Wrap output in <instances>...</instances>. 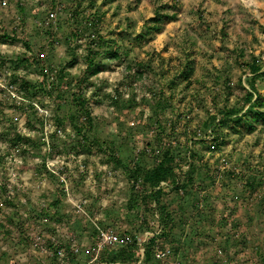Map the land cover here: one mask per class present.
<instances>
[{
	"label": "rangeland",
	"instance_id": "rangeland-1",
	"mask_svg": "<svg viewBox=\"0 0 264 264\" xmlns=\"http://www.w3.org/2000/svg\"><path fill=\"white\" fill-rule=\"evenodd\" d=\"M5 1L0 264H59L52 240L68 251L67 264L92 258L95 232L78 203L134 248L140 233L132 227L144 224L145 208L156 210L145 229L160 232L143 264H264V116L254 114L264 105L243 104L250 79L264 96V74L247 68L256 62L264 69V0H75L76 19L97 20L96 31L87 21L82 32L61 14L50 27L43 21L71 0ZM98 36L118 57L97 44L102 55L88 67L89 38ZM60 68L68 84L55 88ZM77 94L93 119L82 133L69 118H79ZM226 108L237 109L238 120H219ZM165 150L174 155L176 180L164 181L156 203L144 202L148 187L135 191L128 174L135 159L149 168ZM107 168L115 174L104 179ZM37 237L46 251L35 246ZM154 240L171 248L167 262L154 259ZM134 255L125 263L142 264L137 248Z\"/></svg>",
	"mask_w": 264,
	"mask_h": 264
},
{
	"label": "trees",
	"instance_id": "trees-1",
	"mask_svg": "<svg viewBox=\"0 0 264 264\" xmlns=\"http://www.w3.org/2000/svg\"><path fill=\"white\" fill-rule=\"evenodd\" d=\"M68 3H70V5L67 6H62L61 4H58L60 6V12L58 13L59 16L60 14L63 15L64 21L65 20H73V22H75V24L80 28L79 30H81V28H83V24L87 23V21H89L88 23H90V25H92L93 30L96 31V19H94V15L88 16V15H79V19L75 18L74 15L75 13L74 10L76 8L77 2H75V0H71L68 1ZM58 20V17L56 18V21ZM44 23L46 24V26L50 27L52 26L50 22H46V16H45V20H43ZM63 21V22H64ZM57 23H54V25ZM82 24V25H81ZM152 27L156 26L153 24ZM82 32V30H81ZM84 32V31H83ZM93 37L94 35L91 34ZM89 42H88V55L86 56L87 59V66L89 65H93L96 61L97 58H99V56L102 55L103 52V48L101 50H95V47L97 44H101V46L105 47V53L109 55V57L111 58H117L118 57V51L117 50H111V47L108 46V42L107 41H102L101 36L97 37V40H95V38H89ZM101 39V40H100ZM88 66V67H89ZM247 68L250 74H255V73H262L264 74V69H262V66L256 64V62H251L249 64H247ZM43 71V70H42ZM56 72V81L53 82L51 84V86H54L55 88L59 87V84H61L62 82L67 80L68 84V79L66 78V75H68V73L66 74V71L63 68H60L58 70L55 71ZM43 75L45 76V72H43ZM53 81H54V77H53ZM22 85L25 86L27 85V82L25 80H23ZM73 100L75 101L74 104H76L78 106V117L77 118L75 115H70V121L71 124L73 126V128L76 130L77 133H82V132H86L85 129H89L90 127H92L93 124V119L92 116L90 115V112L87 108V100L81 98L80 96H78V94L76 96H74ZM116 105H119V101L115 99ZM243 104L246 105V109L247 110H251L252 108L255 107V105L257 106H263L264 105V96H260L257 94L256 92V88L255 85L253 83V81H251V79L249 80V90L245 92L244 94V99H243ZM159 106V103L156 104H152V106H150V109L152 112H156L157 108ZM245 109V110H246ZM255 115H259V116H264V112H260L257 111L254 113ZM227 117H232L233 119L238 120V116H237V109L234 108H226L223 109L221 114L219 115V120H223L224 118ZM151 119V118H150ZM84 121L87 123V127L83 129V123ZM85 136V134H84ZM51 142V141H50ZM49 142V143H50ZM94 146L95 144H97L98 142L93 139L90 141ZM91 146V145H89ZM100 146V144H99ZM138 159H135V162L133 164V170H131L129 172V177H140L142 179V184L145 187H148L147 189H144L143 193L144 195V199L147 200H151V198L154 197V202L156 203L158 201V199H155V197L157 198L159 195L158 190H153L152 188H154L155 186H157L159 184V182L161 181H167V182H173L176 180V174H175V167L176 164L174 162V155L171 151L165 150L160 158L155 162V164H153L152 166H150L149 168H145L143 169L142 167L139 166ZM185 174V173H184ZM143 186V187H144ZM59 197L55 198L51 204L56 208V205L59 202ZM165 208L163 206H159V213L161 214V212L164 215H167L164 213ZM51 216L55 217L56 212H51L50 213ZM56 219V218H54ZM94 229V227H93ZM94 232L96 234V231L94 229ZM95 237V236H94ZM152 242H153V238H150V240L148 241V243L145 246V259H150L151 258V253H150V248H152ZM133 245H131V243H129L127 246L125 247H120V248H111L109 250H103L102 252L99 253V256L96 260L99 261L100 264H117L119 262H128L129 260H133L134 258V254L136 251V248L133 247ZM71 262V261H70ZM69 263V262H68ZM97 264V263H96Z\"/></svg>",
	"mask_w": 264,
	"mask_h": 264
},
{
	"label": "built area",
	"instance_id": "built-area-1",
	"mask_svg": "<svg viewBox=\"0 0 264 264\" xmlns=\"http://www.w3.org/2000/svg\"><path fill=\"white\" fill-rule=\"evenodd\" d=\"M5 0H0V5H5ZM60 12V6H55L52 10H49L46 15V22H53L56 20L58 13ZM43 72L48 76L50 75V71L46 68H43ZM51 76V75H50ZM59 132V130H57ZM115 174L114 170H111L110 168H107L105 171L104 179L111 178L112 175ZM129 185L133 187L135 191L141 192L143 188L142 179L140 177H129L128 179ZM166 183L164 181L159 182L158 186L153 188V190L161 189ZM155 203H152L151 206H154ZM77 212L80 213L81 216L85 217V219H91V217L87 214L84 207L81 203H78L75 205ZM158 218L157 211L152 209L150 213V220L148 219L149 223L153 224ZM140 220H142L140 218ZM91 222L93 224V227L96 231L94 242L92 245V251H93V257L90 258V261H94L98 258L99 252L106 249V248H114L118 246H125L130 243L128 236L126 235H120L119 232L114 231L111 228L103 227L95 220L91 219ZM160 229L155 230V233L145 230L143 232V235L140 237H135L136 240V248L137 253L139 255L138 262L144 257L145 253V245L148 243L150 238H153L155 234L159 233ZM36 243L35 246L42 251H46L47 249L43 247L42 240H39V237L35 239ZM52 251L50 254L55 256L56 261L59 264H67L70 260L68 256V251H64V248L61 247L59 244H57L54 240H52ZM72 241V240H71ZM154 248H153V257L156 261H159L161 263L167 262L168 259L172 255V250L170 247H161L158 245V243L154 240ZM73 246V245H72ZM71 246L70 252H75L76 250L73 249Z\"/></svg>",
	"mask_w": 264,
	"mask_h": 264
},
{
	"label": "crops",
	"instance_id": "crops-1",
	"mask_svg": "<svg viewBox=\"0 0 264 264\" xmlns=\"http://www.w3.org/2000/svg\"><path fill=\"white\" fill-rule=\"evenodd\" d=\"M148 202V200L147 199H145V201L144 202ZM152 203V202H151ZM151 203H148V206H150L151 205ZM150 204V205H149ZM56 212V214H55V217L54 218H59L58 217V208H55L54 210H51V212ZM63 212H65V211H63ZM61 214H62V211L60 212ZM150 213H151V209L150 208H145L144 209V211H143V214H144V218H145V222H143L142 224L143 225H141L140 224V222H139V224L141 225L140 226V229L138 228V231H137V229H136V226H133L132 227V229H134L133 230V232L135 233V235H136V233L138 232V233H140L138 236L140 237V235H142L143 234V232L145 231V230H147V229H145L146 227V224H147V221H148V219L150 218ZM92 219V218H91ZM91 219H87L86 221H88V222H90L91 224H92V222H91ZM54 220H56V219H54ZM58 220V219H57ZM85 220V219H84ZM92 226H93V224H92ZM140 230H142V231H140ZM131 232V229H129L128 230V232ZM176 236V235H175ZM177 237V236H176ZM93 238V237H92ZM180 239V238H179ZM71 240H73V239H71ZM180 241V240H179ZM70 244V243H69ZM128 245V244H127ZM127 245H125V246H127ZM125 246H118V247H116V248H120V247H125ZM179 246V245H178ZM115 248V247H114ZM137 255V254H136ZM136 255H134V257H132V258H135L136 257ZM179 255V254H178ZM144 260H145V256L140 260L141 261V263L143 264V262H144ZM95 261V260H94ZM94 261H90V259H88L87 261H85V263L84 264H90V263H92V262H94ZM95 263H97V264H100L99 263V261L98 260H96L95 261ZM117 264H126L125 262H119V263H117Z\"/></svg>",
	"mask_w": 264,
	"mask_h": 264
}]
</instances>
